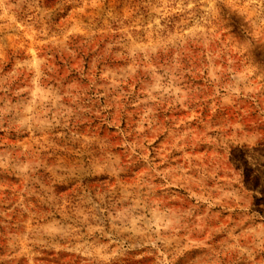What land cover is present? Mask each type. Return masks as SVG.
<instances>
[{"label":"rangeland","instance_id":"374dc122","mask_svg":"<svg viewBox=\"0 0 264 264\" xmlns=\"http://www.w3.org/2000/svg\"><path fill=\"white\" fill-rule=\"evenodd\" d=\"M0 264H264V0H0Z\"/></svg>","mask_w":264,"mask_h":264}]
</instances>
